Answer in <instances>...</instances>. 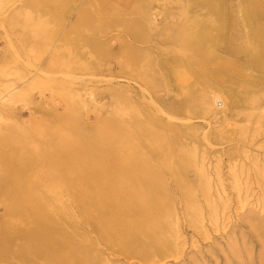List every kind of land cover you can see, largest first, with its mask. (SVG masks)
Listing matches in <instances>:
<instances>
[{
	"label": "rangeland",
	"instance_id": "obj_1",
	"mask_svg": "<svg viewBox=\"0 0 264 264\" xmlns=\"http://www.w3.org/2000/svg\"><path fill=\"white\" fill-rule=\"evenodd\" d=\"M196 21L212 53L202 63L189 60L179 40ZM259 26L264 0H0V94L14 89L0 102V223L7 220L2 193L41 196L67 182L59 137L54 144L39 135L44 126L68 127L70 97L80 103L76 125L89 155L104 120L122 122L113 125L121 136L133 126L151 154L149 166L164 177L159 187L167 184L175 196L176 251L155 263L105 244L85 225L112 264H264V64L256 68L241 48ZM208 90L227 99L226 120L193 110ZM185 129L193 134L180 140L197 148L210 185L207 196L198 170L188 168L199 217L188 215L181 187L152 147L159 132ZM82 181L81 188L94 187L91 178ZM43 236L54 259L62 258V232ZM18 261L32 264L13 255L0 264Z\"/></svg>",
	"mask_w": 264,
	"mask_h": 264
},
{
	"label": "bare ground",
	"instance_id": "obj_2",
	"mask_svg": "<svg viewBox=\"0 0 264 264\" xmlns=\"http://www.w3.org/2000/svg\"><path fill=\"white\" fill-rule=\"evenodd\" d=\"M193 24L181 29L179 40L183 42L186 57L202 63L212 53L200 32L201 22ZM241 40V48L253 58L254 66L261 67L264 64V28L252 29ZM248 40L251 41L249 45ZM13 90L2 92L0 102L5 103L11 98ZM66 99L68 114L63 122L68 127L58 132L44 126L39 136L43 142L52 137L54 144L59 137L62 155L58 163L67 171L60 178L67 182H55V186L41 196H37L38 192L31 195L19 190L2 193L7 220L0 223V263L4 255H13L32 264L39 258H44L45 264H112L91 231L105 244L137 257L141 263H155L174 253L179 240L175 196L167 184L159 187L164 177L149 166L151 154L148 148L144 149L138 130L131 126V134L121 136L113 125L115 121L120 125L122 122L112 118L104 120L92 140L97 149L89 155L90 152L83 149V134L76 125L80 103L74 98L75 103L70 97ZM227 102L220 92L208 90L201 94L199 104L193 110L212 114L213 119L222 121L228 117ZM219 103L224 105L218 111ZM182 134L192 135L193 131L159 132L158 143H152V147L181 187L188 215L199 217L202 210L195 186L187 178V170L189 167L198 170L202 180L200 188L207 196L210 195L208 175L198 160L197 148L182 142ZM149 135L153 136V133ZM54 144L46 149L50 157L54 153ZM141 155L146 164L143 161L139 164ZM60 172L54 170V174ZM88 178L94 180V187L81 188L85 184L82 179ZM66 185L78 188L72 190ZM55 229L62 232L63 257L60 259H54V251L43 236L44 232Z\"/></svg>",
	"mask_w": 264,
	"mask_h": 264
}]
</instances>
